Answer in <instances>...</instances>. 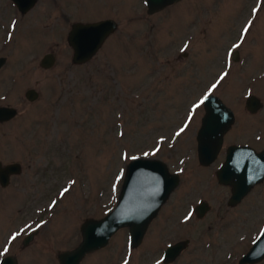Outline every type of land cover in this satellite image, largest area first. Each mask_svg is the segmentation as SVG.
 I'll return each instance as SVG.
<instances>
[{"label": "rangeland", "instance_id": "rangeland-1", "mask_svg": "<svg viewBox=\"0 0 264 264\" xmlns=\"http://www.w3.org/2000/svg\"><path fill=\"white\" fill-rule=\"evenodd\" d=\"M105 18L117 30L91 60L73 64L70 25ZM48 52L56 60L44 69ZM0 56V105L17 109L0 123V161L22 166L0 186V258L58 264L83 220L114 207L126 164L146 157L165 162L180 183L142 246L130 248L122 228L80 264H156L168 243L186 238L172 264H238L264 227V181L229 206L215 172L228 145L264 144L252 138L264 121V0H181L152 15L144 0H37L25 14L0 0ZM208 93L235 123L214 163L201 166L195 135ZM248 95L262 102L254 114ZM201 200L210 209L197 218Z\"/></svg>", "mask_w": 264, "mask_h": 264}, {"label": "water", "instance_id": "water-1", "mask_svg": "<svg viewBox=\"0 0 264 264\" xmlns=\"http://www.w3.org/2000/svg\"><path fill=\"white\" fill-rule=\"evenodd\" d=\"M22 14L30 11L37 0H11ZM181 0H144L146 13L152 15ZM117 22L111 18L90 22H73L66 36L72 50L73 64H83L91 60L106 39L117 30ZM232 59L237 60L235 51ZM6 57L0 56V69L6 63ZM55 55L44 54L39 64L44 69L55 63ZM25 98L33 101L38 92L29 88ZM206 97V99H205ZM204 113L196 132V152L200 165L209 166L217 159L223 146L224 135L234 123V112L217 95L206 94L202 98ZM262 102L255 95H248L245 108L256 112ZM17 109L0 105V123L13 119ZM22 166L19 162L3 164L0 161V186L6 187L10 177L19 175ZM219 184L229 186L230 196L227 204L233 206L248 194L251 188L264 180V149L257 152L248 145H228L223 162L216 170ZM180 176L171 172L165 162L159 159L134 157L125 167L123 180L114 207L100 218H86L80 224V240L71 249L57 253L58 264H80L84 257L104 248L110 238L120 229H128V245L137 247L146 233L151 221L156 217L161 206L179 185ZM209 210L206 201L199 202L194 211L202 217ZM29 234L24 240L26 245L32 238ZM187 239L169 244L164 252V261H173L187 244ZM264 259V228L252 242L249 249L238 259V264H257ZM0 264H18L14 255L0 258Z\"/></svg>", "mask_w": 264, "mask_h": 264}, {"label": "flooded vegetation", "instance_id": "flooded-vegetation-1", "mask_svg": "<svg viewBox=\"0 0 264 264\" xmlns=\"http://www.w3.org/2000/svg\"><path fill=\"white\" fill-rule=\"evenodd\" d=\"M237 58H238V53H237ZM262 108V107H261ZM261 108H259L258 110H260ZM258 110L256 111V112H258ZM248 111V110H247ZM249 113H251V114H254V113H256V112H250V111H248ZM234 123H235V114H234ZM233 123V124H234ZM233 126V125H232ZM232 126H231V128H232ZM262 128L260 129V128H258V129H256L255 130V132H254V135L252 136V138L254 139V142H261V141H264V121H263V126H261ZM231 128H230V130H231ZM229 130V131H230ZM228 131V132H229ZM227 132V133H228ZM226 133V134H227ZM225 134V135H226ZM225 135H224V137H225ZM224 141V140H223ZM237 145H248V146H250L251 148H253L255 151H257V152H259V151H261V150H263L264 149V144L260 147V148H258L257 146H253V145H251V144H249V143H245V144H237ZM222 163V162H221ZM220 163V164H221ZM220 164H219V166H220ZM201 166H203V165H201ZM218 166V167H219ZM218 169V168H217ZM179 174V173H178ZM215 175H216V172H215ZM179 176H180V174H179ZM11 178V177H10ZM264 181V180H263ZM263 181L262 182H260V183H258V184H256V185H254L252 188H251V190L249 191V192H251L252 191V189L255 187V186H258V185H260L261 183H263ZM229 187V186H228ZM230 189V188H229ZM249 192H248V194H249ZM243 198H245V196L243 197ZM243 198L241 199V201L243 200ZM201 201H204V200H201ZM201 201H199V202H201ZM240 201V202H241ZM198 202V203H199ZM240 202L239 203H237V204H235V205H233V206H236V205H239L240 204ZM197 203V204H198ZM196 204V205H197ZM195 205V206H196ZM163 206V205H162ZM161 206V207H162ZM195 206L193 207V209H192V211H193V214L197 217V218H202V217H199L197 214H196V212L194 211V208H195ZM208 206H209V204H208ZM230 206V205H229ZM161 209V208H160ZM209 209H210V206H209ZM160 211V210H159ZM159 211H158V213H159ZM157 213V214H158ZM157 216V215H156ZM153 221H154V219L151 221V223L149 224V226H148V228H147V230H146V233H145V235H144V237H143V239H142V242L137 246V247H140V246H142V243H143V241H144V238H145V236H146V234L148 233V229H149V227H150V225L153 223ZM128 230V229H127ZM79 234H80V231H79ZM80 238H81V236H80ZM80 238H79V240H80ZM188 241H187V244H186V246L184 247V249H182L181 250V252L179 253V255L173 260V261H170V262H165L164 261V259H163V257H164V252H165V250H166V248H167V246L169 245V244H173V243H175L176 241H179V240H176V241H173V242H170V243H168L166 246H165V248L162 250V253L160 254V256H159V260H158V262H156V264H172V263H174L176 260H177V258L183 253V251L184 250H186L187 249V247L189 246V243H190V240L188 239V238H186ZM180 240H182V239H180ZM79 242V241H78ZM100 250V249H99ZM97 251V250H96ZM95 252V251H94ZM91 253H93V252H91ZM90 254V253H89ZM88 255V254H87Z\"/></svg>", "mask_w": 264, "mask_h": 264}, {"label": "snow or ice", "instance_id": "snow-or-ice-1", "mask_svg": "<svg viewBox=\"0 0 264 264\" xmlns=\"http://www.w3.org/2000/svg\"><path fill=\"white\" fill-rule=\"evenodd\" d=\"M245 31H247V29H245ZM221 79H223V77H221ZM205 99H206V97H205ZM201 103H203V101H201ZM181 131H183V129H181ZM65 191H67V189H65Z\"/></svg>", "mask_w": 264, "mask_h": 264}]
</instances>
